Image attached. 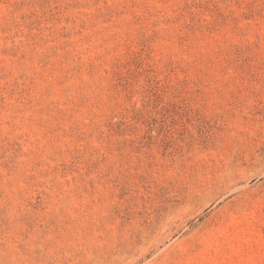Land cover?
Wrapping results in <instances>:
<instances>
[{
	"label": "rangeland",
	"instance_id": "obj_1",
	"mask_svg": "<svg viewBox=\"0 0 264 264\" xmlns=\"http://www.w3.org/2000/svg\"><path fill=\"white\" fill-rule=\"evenodd\" d=\"M0 264H264V0H0Z\"/></svg>",
	"mask_w": 264,
	"mask_h": 264
}]
</instances>
